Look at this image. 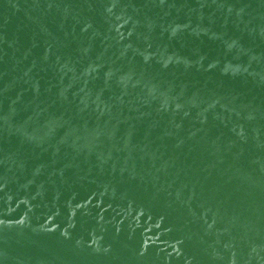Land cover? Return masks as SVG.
I'll return each instance as SVG.
<instances>
[{
    "label": "water",
    "instance_id": "1",
    "mask_svg": "<svg viewBox=\"0 0 264 264\" xmlns=\"http://www.w3.org/2000/svg\"><path fill=\"white\" fill-rule=\"evenodd\" d=\"M0 264H264V0H0Z\"/></svg>",
    "mask_w": 264,
    "mask_h": 264
}]
</instances>
